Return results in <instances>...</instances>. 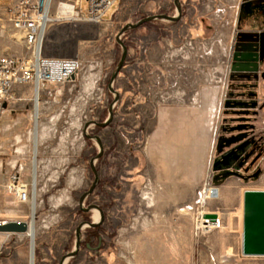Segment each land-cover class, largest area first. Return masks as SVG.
I'll return each instance as SVG.
<instances>
[{
    "label": "rangeland",
    "instance_id": "obj_1",
    "mask_svg": "<svg viewBox=\"0 0 264 264\" xmlns=\"http://www.w3.org/2000/svg\"><path fill=\"white\" fill-rule=\"evenodd\" d=\"M79 1L53 0L51 22L83 21L89 2ZM118 1L105 17L118 9L110 34L117 52L107 72L86 66L58 100L35 99L30 89L31 99L20 101L15 90L17 99L0 107V223L30 226L34 220L35 233L34 243L28 234H0V264H31L33 244L34 264H264V257L242 254L235 224L242 194L264 190V0ZM123 46L124 67L112 82ZM31 55L0 0V57ZM97 89L108 103L90 112ZM138 89L157 92L147 97L152 106L145 120L117 106L110 130L93 125L109 117L117 99L110 90ZM203 90L215 104L211 155L204 163L203 155H180L178 165L186 164L189 174L177 175L168 188L145 176V137L156 126L157 110L166 119L177 107L201 110ZM127 95L124 103L132 102ZM95 136L103 144L88 138ZM100 145L104 155H98ZM92 161L99 182L87 195L96 179ZM201 165L204 181H198ZM14 177L28 185L25 203L8 188ZM209 189L219 194L210 197ZM99 210L104 222L95 231L88 224L101 221ZM202 213L218 227L197 232ZM82 224L80 250L70 258ZM93 233L104 238L99 252L98 240L88 238Z\"/></svg>",
    "mask_w": 264,
    "mask_h": 264
},
{
    "label": "crops",
    "instance_id": "obj_2",
    "mask_svg": "<svg viewBox=\"0 0 264 264\" xmlns=\"http://www.w3.org/2000/svg\"><path fill=\"white\" fill-rule=\"evenodd\" d=\"M118 2L120 4L121 0ZM117 10L118 9H116L112 16L105 20V17L108 14L107 12L100 23H91L87 21L65 23L53 20L49 25L46 34L44 56L46 58L77 59L81 63V68L88 66L92 71H98L99 73L103 71L107 72L113 66L117 52V46L111 41L110 35L117 30L114 22V16L116 15ZM123 72L125 73L126 71ZM77 76L71 83L76 82ZM140 76L141 72H139L138 78H140ZM54 85L56 84H47L41 88L39 94H43L45 97L46 95H50L56 100L65 96V84H62V86L56 90L52 89V86ZM30 89L34 91L35 98V89L33 86H23L15 89L22 95V98H19L20 101L31 99V96L29 95V92H31ZM97 92V98L94 100L91 99L93 103L88 104V110L90 112L94 111V109L95 111L104 110L106 108L105 106H107L108 99L105 100V103L104 99L99 98V95H103V93L101 94V89H97ZM110 92L113 96H116L117 99L113 100L109 106V117L104 122L92 121L94 126L104 128V130L107 131L110 130V126L114 123L116 118L115 115L111 116L112 108L123 106L129 112L138 111V119L145 120L148 106H152L150 102L148 104V101H152V99L150 98L151 100H148L147 97L157 95L156 90L154 93H147L146 90L141 89H138V92L135 90H127L123 93H120L118 90H110ZM85 94L86 96H94V90H92V92L86 90ZM126 94H128V100H131L132 102L124 103ZM120 95L121 97H124L121 103ZM211 95L212 94L207 93V90H203V92L200 93V96L202 97L200 100V102H202V105H200L202 108L201 110L190 109L188 107L185 108L182 106L177 107L172 111L174 114H172L169 119H166V116H163L164 114L157 110L158 115L155 117L156 126L149 132L147 137H145L144 142L145 164L147 169L145 176H150L157 183L164 184L170 188L174 185V179L177 175L187 176L189 174L186 172V164L184 165L185 168H180L178 165L180 155H203V163L206 160L205 155L206 158L211 155L212 147L214 145L212 129L215 128V120L213 119V112L211 111V107L215 104L211 103L212 100L207 99V96ZM217 101V99L214 100V102ZM188 111H190L189 114ZM37 112L39 113V109ZM89 140H95L98 144H103L101 136L89 137ZM98 155H104V151L100 150ZM202 165L200 166L198 181H204L205 179V169ZM246 191L264 190L250 189ZM244 193L242 194L240 205V218L238 217L235 220L237 229L236 234L239 235L241 244L243 234ZM102 224L103 223L99 222L95 224L99 226L88 227L90 229H96L102 226ZM88 238L91 242H93L94 239H97L98 246L96 247V250L98 252L102 250L104 245L103 237H100L99 234H95L94 238L91 236ZM88 248L91 247L88 246Z\"/></svg>",
    "mask_w": 264,
    "mask_h": 264
},
{
    "label": "built area",
    "instance_id": "obj_3",
    "mask_svg": "<svg viewBox=\"0 0 264 264\" xmlns=\"http://www.w3.org/2000/svg\"><path fill=\"white\" fill-rule=\"evenodd\" d=\"M53 0H4L9 21L16 30L24 35L26 45L32 51L29 58L0 57V107L8 101L16 100L15 89L33 86L35 95L47 84H66L76 77L81 70L77 59L46 58L44 44L51 21L45 14L46 5ZM118 0H88V13L83 21L100 23L104 15ZM81 6V1L78 2ZM79 6V7H80ZM9 190L17 199L25 203L29 200V188L19 178H12ZM211 190L212 196L217 192ZM210 198V197H209ZM219 225L212 215L202 213L196 222L197 232L207 233ZM0 245V256H1Z\"/></svg>",
    "mask_w": 264,
    "mask_h": 264
},
{
    "label": "water",
    "instance_id": "obj_4",
    "mask_svg": "<svg viewBox=\"0 0 264 264\" xmlns=\"http://www.w3.org/2000/svg\"><path fill=\"white\" fill-rule=\"evenodd\" d=\"M181 16V14H180ZM171 21L177 20L176 18H170ZM139 25L134 26L138 27ZM125 30L122 32V34ZM124 53L121 59V63L115 73V76L112 79L114 82L115 77L120 73L124 67V63L127 56V48L123 46ZM75 77H73L74 79ZM113 91V90H112ZM111 116H113L111 112ZM88 126H86V130ZM89 138V137H88ZM101 151H103V146L100 145ZM98 156L97 158H99ZM92 168L96 175L95 183L92 186V189L87 195L91 194L96 185L99 182L97 172L94 168V162L92 161ZM89 209L88 211H90ZM101 213V223L104 220L103 212ZM244 216H243V234H242V254L246 257H264V191H246L244 193ZM89 227H95L99 225L88 224ZM84 225L82 224L80 229L77 230V244L76 252L70 254V258L76 256L81 246V235L80 231ZM30 230L28 223L24 222H6L0 223V234H27Z\"/></svg>",
    "mask_w": 264,
    "mask_h": 264
},
{
    "label": "bare ground",
    "instance_id": "obj_5",
    "mask_svg": "<svg viewBox=\"0 0 264 264\" xmlns=\"http://www.w3.org/2000/svg\"><path fill=\"white\" fill-rule=\"evenodd\" d=\"M51 7V5H50V3H48L47 5H46V11H45V14H46V16H47V19H48V21H51V18H50V16H49V13H48V8H50ZM66 8H69L70 10H71V13H73V10H74V6H72V7H66ZM37 95H39L40 96V94L39 93H37L36 95H35V99H36V96ZM34 99V100H35ZM36 109L38 110V100H37V102H36ZM38 113V112H37ZM36 183V182H35ZM217 190V189H216ZM208 192H209V196L210 197H213L212 196V194H210L211 193V190H208ZM219 194V191L217 190V192H216V194L214 195V196H217ZM35 207L36 206H34V209H35ZM33 219H34V217H33ZM33 224H34V220H32V224L30 225V230H29V232L27 233L29 236H31L32 237V241H33V243H34V240H35V233H34V230H33ZM34 260H35V257H34V244L32 245V255H31V264H34Z\"/></svg>",
    "mask_w": 264,
    "mask_h": 264
},
{
    "label": "flooded vegetation",
    "instance_id": "obj_6",
    "mask_svg": "<svg viewBox=\"0 0 264 264\" xmlns=\"http://www.w3.org/2000/svg\"><path fill=\"white\" fill-rule=\"evenodd\" d=\"M101 227V226H100ZM100 227H98V228H96V229H94L95 231H97ZM94 236H95V233H93L92 235H91V237H93L94 238Z\"/></svg>",
    "mask_w": 264,
    "mask_h": 264
}]
</instances>
